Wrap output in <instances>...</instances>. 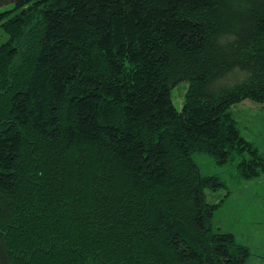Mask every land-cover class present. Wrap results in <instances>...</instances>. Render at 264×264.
I'll use <instances>...</instances> for the list:
<instances>
[{
  "label": "trees",
  "instance_id": "16d2710c",
  "mask_svg": "<svg viewBox=\"0 0 264 264\" xmlns=\"http://www.w3.org/2000/svg\"><path fill=\"white\" fill-rule=\"evenodd\" d=\"M0 264H247L194 156H264V0H0ZM187 84L178 110L172 92Z\"/></svg>",
  "mask_w": 264,
  "mask_h": 264
},
{
  "label": "rangeland",
  "instance_id": "374dc122",
  "mask_svg": "<svg viewBox=\"0 0 264 264\" xmlns=\"http://www.w3.org/2000/svg\"><path fill=\"white\" fill-rule=\"evenodd\" d=\"M8 35L0 28V44L7 42ZM187 90L185 82L172 92L178 110L183 107ZM241 134L253 142L264 156V107L246 100L232 108ZM196 163L203 176H218L226 188L207 191L209 203L221 206L215 213L213 230L232 233L238 243L248 247L252 253L247 264H264V174L252 181H237L227 166L217 165L209 156L196 154Z\"/></svg>",
  "mask_w": 264,
  "mask_h": 264
}]
</instances>
